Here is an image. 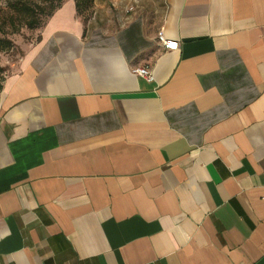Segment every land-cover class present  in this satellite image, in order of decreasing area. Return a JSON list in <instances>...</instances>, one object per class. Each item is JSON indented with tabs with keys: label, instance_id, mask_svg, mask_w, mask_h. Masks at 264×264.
<instances>
[{
	"label": "crops",
	"instance_id": "obj_1",
	"mask_svg": "<svg viewBox=\"0 0 264 264\" xmlns=\"http://www.w3.org/2000/svg\"><path fill=\"white\" fill-rule=\"evenodd\" d=\"M18 66L0 264H264V0H64Z\"/></svg>",
	"mask_w": 264,
	"mask_h": 264
},
{
	"label": "rangeland",
	"instance_id": "obj_2",
	"mask_svg": "<svg viewBox=\"0 0 264 264\" xmlns=\"http://www.w3.org/2000/svg\"><path fill=\"white\" fill-rule=\"evenodd\" d=\"M57 0H0V38L7 39L9 45L0 46V79L2 83L14 74L24 52L39 39L41 27L47 20L48 8ZM23 7V15L15 12ZM81 12L85 23L89 9Z\"/></svg>",
	"mask_w": 264,
	"mask_h": 264
},
{
	"label": "trees",
	"instance_id": "obj_3",
	"mask_svg": "<svg viewBox=\"0 0 264 264\" xmlns=\"http://www.w3.org/2000/svg\"><path fill=\"white\" fill-rule=\"evenodd\" d=\"M64 0H57V4L54 5V6H50L48 8V11L46 13V16H47V20L49 17H51V15L61 6V4L63 3ZM74 1V5H75V10H76V14L79 15L81 14V12L85 11L88 7H90V11H89V14H88V18L90 17L91 15V11H92V6H93V0H73ZM23 7H21L20 9H17L15 12H17L18 14L20 15H23ZM80 18V17H79ZM87 18V20H88ZM46 20V21H47ZM86 20V21H87ZM45 24V23H44ZM44 26V25H43ZM42 26V27H43ZM41 27V28H42ZM10 43L7 39H4V38H0V46H8ZM2 79H0V92H1V89H2Z\"/></svg>",
	"mask_w": 264,
	"mask_h": 264
},
{
	"label": "built area",
	"instance_id": "obj_4",
	"mask_svg": "<svg viewBox=\"0 0 264 264\" xmlns=\"http://www.w3.org/2000/svg\"><path fill=\"white\" fill-rule=\"evenodd\" d=\"M131 9V8H130ZM157 43L165 50V51H174L178 48V43L173 40L166 39L163 36L162 30H159L157 33ZM132 74L142 77L148 82L153 81V75L150 69L147 67H137L131 69Z\"/></svg>",
	"mask_w": 264,
	"mask_h": 264
}]
</instances>
